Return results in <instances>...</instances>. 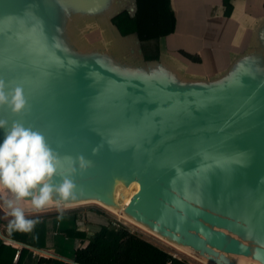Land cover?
I'll return each instance as SVG.
<instances>
[{
  "label": "water",
  "instance_id": "95a60500",
  "mask_svg": "<svg viewBox=\"0 0 264 264\" xmlns=\"http://www.w3.org/2000/svg\"><path fill=\"white\" fill-rule=\"evenodd\" d=\"M170 5L173 31L158 38L157 58L145 59L147 42L113 23L135 14L128 0H0V79L22 87L28 102L19 114L0 106V118L40 131L61 172L77 167L68 207L121 209L201 262L260 264L263 2L245 0L229 17H211L206 0L198 13L185 11L187 0ZM186 47L204 65L180 53ZM80 155L93 162L86 171ZM132 181L139 188L123 206L116 187ZM8 196L0 189L2 203Z\"/></svg>",
  "mask_w": 264,
  "mask_h": 264
},
{
  "label": "clouds",
  "instance_id": "9594fccd",
  "mask_svg": "<svg viewBox=\"0 0 264 264\" xmlns=\"http://www.w3.org/2000/svg\"><path fill=\"white\" fill-rule=\"evenodd\" d=\"M5 105L12 113L19 114L28 107V102L22 87H7L0 79V106ZM0 129H4L0 142V189L10 193L3 200L12 217L7 225L9 234L32 232L39 223L38 219L26 217L20 203L24 200L30 201L31 210L35 212L54 206L60 213L58 218H62L63 209L77 198L73 178L77 167L74 165L72 175L61 172L62 159L45 136L21 121L13 120L9 124L0 118ZM76 163L79 170L86 171L93 162L80 155ZM260 264H264V260Z\"/></svg>",
  "mask_w": 264,
  "mask_h": 264
},
{
  "label": "trees",
  "instance_id": "16d2710c",
  "mask_svg": "<svg viewBox=\"0 0 264 264\" xmlns=\"http://www.w3.org/2000/svg\"><path fill=\"white\" fill-rule=\"evenodd\" d=\"M137 6L134 15L123 11L113 19V23L122 34L137 32L140 39L147 42L142 45L145 59H155L158 56V38L173 31L174 13L169 7V0H137ZM224 6L228 15L231 5L224 0ZM27 218L39 220L33 229V240H29L30 232L15 231L11 233V238L40 247L37 240L44 231V217ZM78 234L84 237V243L76 249L74 263L65 264H191L185 259L172 257L168 250L127 227L117 229L105 224L89 237L85 238V233ZM4 248L10 249L13 257L16 249L0 246V250Z\"/></svg>",
  "mask_w": 264,
  "mask_h": 264
},
{
  "label": "crops",
  "instance_id": "0c3cea01",
  "mask_svg": "<svg viewBox=\"0 0 264 264\" xmlns=\"http://www.w3.org/2000/svg\"><path fill=\"white\" fill-rule=\"evenodd\" d=\"M263 2L264 0H259ZM188 6L185 11L198 13L205 0H187ZM245 0H233L232 7L228 15L225 14L223 0H206L210 7V16H231L233 10L243 5ZM246 14L242 20H248ZM176 22V20H175ZM243 23V22H242ZM189 27H200L201 22L191 21ZM189 48L181 49L180 53L186 56L196 65H204L203 59L191 53ZM196 57L197 59H193ZM207 65H205L206 67ZM208 68V66H207ZM9 209L0 201V246L5 245L15 248L13 257L11 250L4 248L0 250V264H65L74 263V255L77 248L84 243V237L78 233H85V238L100 230L101 226L107 224L111 218L109 213L103 210H92L90 208H64L63 217L58 218L60 213L56 208L45 209L41 212H25L26 217H44V231L38 238L39 246L16 241L11 238L7 230V225L12 217L8 214ZM30 241L33 240V230L30 232ZM19 258V261H18ZM44 258V259H42Z\"/></svg>",
  "mask_w": 264,
  "mask_h": 264
},
{
  "label": "rangeland",
  "instance_id": "374dc122",
  "mask_svg": "<svg viewBox=\"0 0 264 264\" xmlns=\"http://www.w3.org/2000/svg\"><path fill=\"white\" fill-rule=\"evenodd\" d=\"M73 207L74 206H71V208H73ZM75 207L79 208V209L90 208V209L96 210V211L97 210H103V211L109 213L110 218L116 217L114 214L122 216L121 211L115 212L114 210H110L106 207H103V206L99 205L98 203H86V204L76 205ZM67 208H70V207H67ZM126 220L128 221L127 224L130 226V228L133 230V232L138 233L144 239L159 245L160 247L168 250L170 253H175L177 256L181 257L182 259L187 260L191 264H207L205 261L201 262L200 260L194 258L193 256H191L187 253H184L185 251L183 249H181L180 247L175 246V245L169 243L168 241L158 237L157 235L153 234L149 230L144 229L143 227L133 223L132 221L130 222L128 219H126Z\"/></svg>",
  "mask_w": 264,
  "mask_h": 264
},
{
  "label": "bare ground",
  "instance_id": "6f19581e",
  "mask_svg": "<svg viewBox=\"0 0 264 264\" xmlns=\"http://www.w3.org/2000/svg\"><path fill=\"white\" fill-rule=\"evenodd\" d=\"M139 188V184L136 181H132L128 186H117L116 190L118 192V198L121 201V204L124 206L125 204H127L130 200V197L137 192ZM86 204V203H85ZM99 204V203H98ZM70 206V205H69ZM107 208V207H106ZM110 209V208H108ZM112 210V209H110ZM120 210H117L115 212H119ZM136 224V223H135ZM138 225V224H137ZM142 227V226H141ZM144 228V227H143ZM145 229V228H144ZM159 237V236H158ZM161 238V237H160ZM163 239V238H162ZM165 240V239H164ZM167 241V240H166ZM174 245V244H173ZM176 246V245H175ZM206 262V261H205ZM207 264H210L208 262H206Z\"/></svg>",
  "mask_w": 264,
  "mask_h": 264
},
{
  "label": "built area",
  "instance_id": "2783aa9c",
  "mask_svg": "<svg viewBox=\"0 0 264 264\" xmlns=\"http://www.w3.org/2000/svg\"><path fill=\"white\" fill-rule=\"evenodd\" d=\"M108 211V210H107ZM110 212V211H109ZM111 213V212H110ZM113 214V213H112ZM116 217L111 218V220L107 223L109 224L111 227L113 228H121V227H127L131 232H133V230L130 228V226L127 224V220L117 214H114ZM172 257H177V258H181L179 256H177L175 253H171Z\"/></svg>",
  "mask_w": 264,
  "mask_h": 264
},
{
  "label": "flooded vegetation",
  "instance_id": "af4514ba",
  "mask_svg": "<svg viewBox=\"0 0 264 264\" xmlns=\"http://www.w3.org/2000/svg\"><path fill=\"white\" fill-rule=\"evenodd\" d=\"M129 1V6L132 10H134V12H136L138 6H137V0H128ZM232 1L233 0H227L228 4L231 5L232 7ZM224 3V0H223ZM169 7L172 9L171 5H170V0H169ZM226 8V7H225ZM193 59H197L196 57H193Z\"/></svg>",
  "mask_w": 264,
  "mask_h": 264
}]
</instances>
